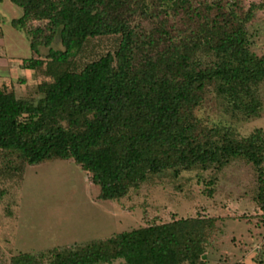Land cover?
Instances as JSON below:
<instances>
[{"label": "trees", "instance_id": "obj_1", "mask_svg": "<svg viewBox=\"0 0 264 264\" xmlns=\"http://www.w3.org/2000/svg\"><path fill=\"white\" fill-rule=\"evenodd\" d=\"M11 1L23 15L10 23L33 52L23 66L51 80L39 84L38 101L0 89V151L8 171L22 176L28 165L74 162L90 173L99 199L115 200L153 175L246 158L259 173L264 210V129L239 137L195 115L211 87L227 111L247 119L261 114L264 54L252 51L247 26L260 3L240 13L238 2L221 0ZM137 16L154 28L138 30ZM170 16H181L183 27H170ZM104 37H114V46L87 59L91 43ZM55 40L63 48L54 49ZM216 229L214 218H180L20 252L11 264H204Z\"/></svg>", "mask_w": 264, "mask_h": 264}, {"label": "rangeland", "instance_id": "obj_2", "mask_svg": "<svg viewBox=\"0 0 264 264\" xmlns=\"http://www.w3.org/2000/svg\"><path fill=\"white\" fill-rule=\"evenodd\" d=\"M221 1L238 2L240 13L252 2L262 5L247 26L252 51L263 55L264 0ZM22 14L23 9L11 0H0V86L8 84L18 97L38 101L42 96L39 84L51 79L42 70L36 73L22 65L33 57L30 41L10 23ZM133 25L146 32L154 28L152 21L140 16ZM173 25L183 27L181 16H170V27ZM114 41V37L93 41L85 57L106 53ZM52 47L63 48L59 40ZM261 95V114L247 119L227 111L211 87L195 115L209 128H232L237 136L246 137L256 127L264 129V82ZM6 165L0 151V264H11L20 252L64 248L188 217L216 220L217 229L209 232L204 264H264V210L258 203L261 181L256 167L246 158H235L222 168L195 167L177 176L173 171L153 175L115 200L99 199V187L93 184L90 173L74 162L28 165L22 176L8 171Z\"/></svg>", "mask_w": 264, "mask_h": 264}, {"label": "crops", "instance_id": "obj_3", "mask_svg": "<svg viewBox=\"0 0 264 264\" xmlns=\"http://www.w3.org/2000/svg\"><path fill=\"white\" fill-rule=\"evenodd\" d=\"M22 15H23V14H22ZM4 17H5V16H4ZM20 17H21V16H20ZM14 18H19V17H13L12 19H14ZM12 19H11V20H12ZM11 20H10V21H11ZM2 37H3V33H2V35L0 36V38H2ZM22 65H23V63H22ZM18 78H19V77H18ZM22 78H23V80H26L25 77H22ZM13 80H15V79H13ZM13 80H12V81H13ZM12 84H13V86H14V83H13V82H12ZM1 88H6V89L9 90V91H14V89H11V90L9 89L8 84H2V85L0 86V89H1Z\"/></svg>", "mask_w": 264, "mask_h": 264}]
</instances>
